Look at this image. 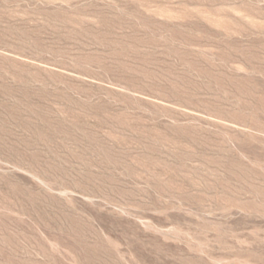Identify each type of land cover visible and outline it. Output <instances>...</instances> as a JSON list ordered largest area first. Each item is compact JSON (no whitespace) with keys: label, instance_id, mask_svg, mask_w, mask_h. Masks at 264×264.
Returning a JSON list of instances; mask_svg holds the SVG:
<instances>
[{"label":"rangeland","instance_id":"374dc122","mask_svg":"<svg viewBox=\"0 0 264 264\" xmlns=\"http://www.w3.org/2000/svg\"><path fill=\"white\" fill-rule=\"evenodd\" d=\"M0 264H264V0H0Z\"/></svg>","mask_w":264,"mask_h":264}]
</instances>
